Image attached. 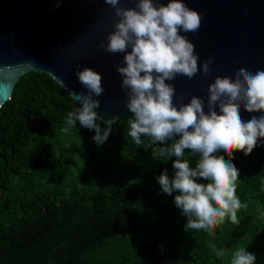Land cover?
<instances>
[{
  "label": "trees",
  "instance_id": "obj_1",
  "mask_svg": "<svg viewBox=\"0 0 264 264\" xmlns=\"http://www.w3.org/2000/svg\"><path fill=\"white\" fill-rule=\"evenodd\" d=\"M77 107L49 74L29 72L0 108V264H231L240 247L264 264V149L233 153L236 194L247 204L240 223L214 235L185 231L179 193L158 183L165 172L174 178L177 158L159 156L173 141L135 145L130 112L97 145L94 130L66 125ZM183 158L195 168L200 157L185 150Z\"/></svg>",
  "mask_w": 264,
  "mask_h": 264
},
{
  "label": "clouds",
  "instance_id": "obj_2",
  "mask_svg": "<svg viewBox=\"0 0 264 264\" xmlns=\"http://www.w3.org/2000/svg\"><path fill=\"white\" fill-rule=\"evenodd\" d=\"M104 2L115 10L118 19L107 44L99 47L110 54L126 53V66H117V72L123 77L121 87L127 90L126 106L132 114L128 135L138 147H145L142 137L147 138V147L173 141L159 149V156L166 160L177 158L172 163L174 178L169 179L165 172L158 177V183L168 195L179 193L174 204L187 217L185 231L203 229L214 235L213 230L226 221L238 225L237 213L247 204H242L236 194L240 173L232 158L235 151L251 154L257 141L264 138V115L252 116L247 122L240 115L241 106L249 113L264 112V70L253 73L240 68L234 78L216 76L207 88V112L205 100L199 96L182 103L183 96L176 97L175 86L166 81L177 76L192 79L198 72L205 77L212 74L214 58L210 56L200 64L195 45L181 34L199 31L203 16L183 0H169L166 5L160 0H136L131 8L121 7V0ZM76 75L88 94L68 92L79 107L67 114L65 123L75 126L79 122L94 130L93 141L101 145L107 141L115 119L103 121L105 128L97 123L102 120L95 111L100 101L93 94H103L102 77L90 68ZM174 98L181 103L175 104ZM185 150L199 155L195 168L183 158ZM218 151L228 159L216 155ZM197 178L206 183H198ZM213 250L218 257L224 256L222 250L214 246ZM255 260L246 247H240L233 252L231 264H255Z\"/></svg>",
  "mask_w": 264,
  "mask_h": 264
},
{
  "label": "water",
  "instance_id": "obj_3",
  "mask_svg": "<svg viewBox=\"0 0 264 264\" xmlns=\"http://www.w3.org/2000/svg\"><path fill=\"white\" fill-rule=\"evenodd\" d=\"M168 2L160 0L165 5ZM183 2L199 12L203 21L196 33L181 34L195 45L200 64L210 56L214 58L212 74L205 77L198 72L192 79L177 76L166 82L175 86L176 97L183 96L182 103H188L194 95L203 98L207 112V88L216 76L234 78L240 68L253 73L264 70V0ZM135 3L121 0L120 6L131 8ZM117 19L115 10L104 0H0V108L29 72L47 73L67 93L87 95L76 73L90 68L102 77L103 94H93L100 101L95 111L101 121L115 118L116 123L127 116V90L121 87L123 77L117 72V66H126V53L110 54L99 47L107 44ZM173 102L181 103L176 98ZM216 111L220 114L218 106ZM240 115L247 122L264 112L249 113L241 106ZM255 148L264 149V138Z\"/></svg>",
  "mask_w": 264,
  "mask_h": 264
}]
</instances>
